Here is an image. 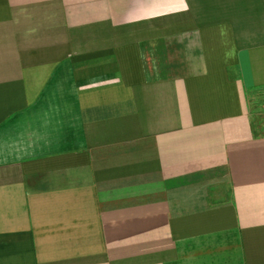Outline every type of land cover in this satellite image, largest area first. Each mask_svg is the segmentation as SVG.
I'll return each mask as SVG.
<instances>
[{
    "label": "crops",
    "instance_id": "0c3cea01",
    "mask_svg": "<svg viewBox=\"0 0 264 264\" xmlns=\"http://www.w3.org/2000/svg\"><path fill=\"white\" fill-rule=\"evenodd\" d=\"M264 0H0V264H264Z\"/></svg>",
    "mask_w": 264,
    "mask_h": 264
},
{
    "label": "rangeland",
    "instance_id": "374dc122",
    "mask_svg": "<svg viewBox=\"0 0 264 264\" xmlns=\"http://www.w3.org/2000/svg\"><path fill=\"white\" fill-rule=\"evenodd\" d=\"M249 109L253 132L264 137V90L250 93Z\"/></svg>",
    "mask_w": 264,
    "mask_h": 264
}]
</instances>
